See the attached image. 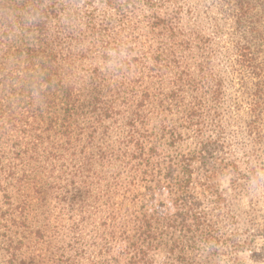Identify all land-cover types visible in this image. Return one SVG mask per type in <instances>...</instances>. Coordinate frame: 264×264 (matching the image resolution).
<instances>
[{"label":"rangeland","instance_id":"rangeland-1","mask_svg":"<svg viewBox=\"0 0 264 264\" xmlns=\"http://www.w3.org/2000/svg\"><path fill=\"white\" fill-rule=\"evenodd\" d=\"M121 1L0 0V264H264V116L251 132L235 0Z\"/></svg>","mask_w":264,"mask_h":264},{"label":"trees","instance_id":"trees-1","mask_svg":"<svg viewBox=\"0 0 264 264\" xmlns=\"http://www.w3.org/2000/svg\"><path fill=\"white\" fill-rule=\"evenodd\" d=\"M81 0H69L70 4L75 5L79 3ZM105 3L114 10L122 12L124 9L123 3L121 0H105ZM235 6L237 8V24L238 29L243 30L245 36H243L242 40L239 42V46L237 48L236 62L238 64L239 70L249 71L253 74L255 79L257 80L255 84L254 96L252 101L249 103V109L251 116L254 119V122L251 126V132L256 131L258 129L257 123L263 120L264 116V65L258 62L257 59V51L259 48L264 47V0H235ZM54 11V10H52ZM10 21L7 17L1 21V26H8ZM11 26V25H10ZM31 26L38 38L39 41L44 43L46 38L48 37V28L46 22L43 20L42 16H35L34 20L31 22ZM6 37L10 36L9 31L5 29L2 32ZM36 50L35 48L33 51ZM53 53L48 54V58L46 62L43 63V66L46 68V74L43 77V80L46 82H50V75L52 74V69H54L52 65V60L50 56ZM55 76L58 74V68L55 69ZM38 89H40L38 87ZM62 103L65 106L67 112L72 118V115H75L76 105L74 102V96L71 89H67L66 92H63L62 95ZM255 133V132H254ZM137 149H140L143 152V147L138 140H136ZM219 141H210L208 143H204L200 152L197 155L191 156V158H187L189 164H187V179L180 181L179 189L183 188L186 193H189L190 186L193 182V171L191 170V166L198 160L203 161L205 164L207 161H211L216 157V153L219 150ZM264 154V151H263ZM136 166V165H135ZM255 181L261 182V185L264 187V174L261 176L257 172L255 173ZM195 195L187 194L183 200L186 208H189L186 211V214L191 215L192 220L197 223H200L199 211L197 208V202L194 201ZM218 197V196H217ZM193 204V205H192ZM188 205V206H187ZM190 205V206H189ZM182 208V207H181ZM185 214H183L182 221L185 219ZM140 258L138 256L132 257L131 260ZM142 259V258H140Z\"/></svg>","mask_w":264,"mask_h":264}]
</instances>
